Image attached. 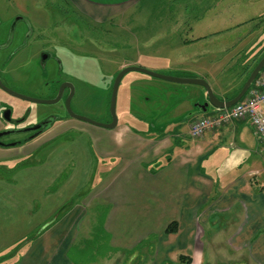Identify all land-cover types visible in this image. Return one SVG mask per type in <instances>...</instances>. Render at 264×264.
<instances>
[{
	"label": "crops",
	"instance_id": "0c3cea01",
	"mask_svg": "<svg viewBox=\"0 0 264 264\" xmlns=\"http://www.w3.org/2000/svg\"><path fill=\"white\" fill-rule=\"evenodd\" d=\"M77 1L78 5L72 4L76 10L85 9L96 14H102L101 11L111 2ZM142 1L152 0H136L134 5ZM153 2L160 4L164 0ZM212 9L214 5L206 7L201 18L191 17L189 11L184 25L179 29L172 26L166 32L151 33L162 37L153 43H148L150 38L147 37L141 54L150 64L149 68L159 71L161 75L201 78L210 82V87H213V81L225 80L222 76L229 71V94L233 96L244 84L245 69L251 67L263 49L258 50L255 43H251V34L258 26L254 24L255 30L242 38L219 44L212 42V36L218 33L207 31L202 34L197 25L205 20L206 14L214 16V12L209 11ZM96 20L102 23L101 17ZM251 20L255 21L254 18ZM164 37L176 42L173 45L163 44L166 40ZM151 44L155 45L151 47ZM129 60L119 69L141 67L143 64L137 56ZM144 76L148 80L140 77L126 85L128 91L138 94L136 100L140 108L147 111L142 116L136 114L135 118L132 117L138 126H130L132 122L127 121L136 103L130 96L129 110L124 107L121 118L117 116L116 128L102 131L85 127L80 130L89 136L90 146L77 153L80 154L77 162L86 154L93 161H103L97 164L98 169L94 166L91 170L93 188L85 194L86 197L74 201L63 216L51 218L44 224L43 231L33 239V242L39 241L38 245L27 251L20 264L122 263L117 253H129L130 260L123 261L127 264L136 261L140 264V255L146 256L143 261H148V264H175L182 256L191 260L189 264H206L205 244L202 243L204 233L200 226L215 222L220 224L218 233L227 241H216L211 245L213 249L222 247L233 255L247 250L251 261L254 259L264 264V150L251 125L247 121H234L218 130L205 132L200 139H193L189 135L191 123L200 117H211L216 111L213 108L206 115L200 110L194 111L198 110L196 105L199 100L206 102V91L200 86L187 84H179V87L164 84L162 87L156 82L157 79ZM158 84L165 90L167 99L162 100L152 93V90H161L156 87ZM223 96L218 99L226 101L228 95L225 93ZM68 128L50 136L52 128L25 146L45 136L50 137L43 141L42 146H50ZM18 148L22 147L11 149ZM32 151L17 154L20 160H15L16 163H24ZM69 184L70 179L66 186ZM87 198L89 203L96 201L94 211L97 212L92 216L94 219L88 221L89 224L84 223L82 216L92 210L88 203L84 204L88 202ZM77 208L83 213L76 212ZM99 219L101 233L106 238L103 245L108 251H105L102 259L91 260L85 243L92 237L89 235ZM171 223L176 225V229L167 235L165 229ZM80 228L89 238L79 242L81 247L78 252L86 249L88 260L80 254L77 256L78 252L76 256H70L77 245L75 241ZM141 246L144 247L142 250ZM32 255H35V261Z\"/></svg>",
	"mask_w": 264,
	"mask_h": 264
},
{
	"label": "rangeland",
	"instance_id": "374dc122",
	"mask_svg": "<svg viewBox=\"0 0 264 264\" xmlns=\"http://www.w3.org/2000/svg\"><path fill=\"white\" fill-rule=\"evenodd\" d=\"M135 1L111 0L106 9L101 11L102 14H96L85 9H82V11L76 10L72 4L78 5L77 0H17V5L23 12H28L33 22L52 21L55 18V20H58L59 25L61 24L54 31L56 32L54 40L57 45L58 43L59 45H65L60 44V42H70V46H67L72 53L71 57H62L61 59L64 68L74 74L77 92L74 96L72 109L79 116H85L102 124H107L110 121L107 115V95L110 83L112 78H115L119 73V68L128 63L129 59L137 56L142 60V68L160 74L152 67L149 68L150 64L141 54L144 50L143 46L145 47L147 44L145 43L147 42L146 39L147 37L150 38L148 43L158 42L162 36L158 37L151 35V33L160 34L172 28V26L174 29H179L184 25V20L187 19L189 11L191 17L201 18L206 7L214 5V9L209 10L214 12V16L206 14L205 20L198 22L197 25H199L198 30H202L199 31L202 34L207 31L218 33L217 36L213 35L211 38L214 39L212 42L218 44L246 36L255 30L254 24H256L258 27L251 34V36L253 35L251 43L254 42V46H257L258 50L264 48V0H164L160 4L154 3L155 0H152V3L142 1V3L134 5ZM3 4V1L0 0V10L3 9ZM53 9L55 11L58 9L66 11L67 19L60 13L54 17H49L47 10ZM97 17H101L102 23L97 22ZM253 18L255 21L251 20ZM226 29H230V31H226ZM152 37L153 40H151ZM164 38L166 40L163 44L173 45L176 42L167 37ZM153 45L155 44L150 46ZM228 75L229 71H226L222 76L225 80L213 81V87L211 86L212 91L219 99L224 98L225 93L228 95L227 97L230 96L229 80L231 79ZM140 77L148 80L142 74L128 73L119 83L120 86L117 92L116 116L119 119L122 116L124 107L129 110L130 96L136 101L135 107H133L134 112H132V115L129 114L130 117L127 120L128 123L132 122L129 123L130 126H138L134 119L136 114L142 116L147 112L142 107L140 108L136 100L138 94L131 90L128 91V88H126L129 82ZM156 82L162 87L164 84L179 87V84L174 85L166 81L156 80ZM159 84L156 87L161 89ZM152 91L162 100L168 97L165 90ZM147 94L152 96L150 93ZM40 96H42L41 98L44 97L43 95ZM189 97L192 98L190 95ZM202 102V100H199L198 104H204ZM148 106L150 105L146 107ZM55 108L57 106H49L44 109L49 112ZM212 109L213 107L210 106L205 115L211 112ZM32 110L35 111V108ZM194 111L198 112L199 110ZM67 120L70 122H67V124L61 122L53 127L50 136L61 133L62 130L68 127L70 128L64 131L66 133L53 141L50 146L47 145L43 148V141L50 137L45 136L40 138L39 141L28 145V147L11 150L0 149V264H20L27 251L38 245L39 241L33 242V239L40 231H43L44 224L51 218L63 216L70 205H74V201L80 197L83 199L85 194H88L87 192L93 188L94 182L91 177V170L94 166L98 169L97 164H101L103 161H97V159L93 161L89 159V154H86L81 156L80 162H77V156L80 155L77 153H81L80 150L90 146L89 136L84 135L80 130L85 127L88 130H104L100 127H92L79 120ZM30 150L34 151L30 153V157L24 160V163L23 161L16 163L17 160H20L17 159V154L27 153ZM106 170L103 169V171ZM69 179L71 184L66 186ZM87 203L88 207H92V210H89L88 213H83L79 208L75 211H78L79 214L83 213L84 223L89 224L88 221H92L94 219L92 216L97 214L94 211L96 201L93 200L92 203H89L88 200L84 204L87 205ZM98 223L95 224L94 231L89 235L92 237L85 243L91 260L102 259L105 251H108V248L103 245L106 238L101 233L100 219ZM76 226L77 224H75ZM200 227L204 233L202 243L205 244L206 264H259L254 259L251 261L248 258L247 250L240 253L236 252L233 255V253L225 252L222 247V249H213L211 245L216 241L217 243L227 241L222 239L221 233H218L219 223L205 224ZM83 238L87 239L89 237L84 234L83 228H80L75 241L77 245L75 244L76 246L70 256H76ZM143 248L141 246L140 250ZM22 249L23 251H21ZM86 253L85 249L78 252L77 256L80 254L85 260H88ZM217 253L219 255L215 258L214 255ZM34 254H36L35 251ZM116 255L119 257V261L122 262H119L120 264H127L123 261L128 262L131 258L129 253H117ZM32 257V260L35 261V255H32ZM140 257L142 259L140 264H148V261H145L146 263L143 261L146 256L140 255ZM133 264L139 263L136 261Z\"/></svg>",
	"mask_w": 264,
	"mask_h": 264
},
{
	"label": "flooded vegetation",
	"instance_id": "af4514ba",
	"mask_svg": "<svg viewBox=\"0 0 264 264\" xmlns=\"http://www.w3.org/2000/svg\"><path fill=\"white\" fill-rule=\"evenodd\" d=\"M2 1L4 4L0 10V84L7 91L0 88V149L7 150L23 147L50 131L56 124L68 121L67 119L73 120L65 107L67 99L70 98L69 109L74 112L72 107L77 87L73 72L64 68L61 59L71 57L72 53L68 47L70 42H60L65 45H57L54 40V31L61 26L58 20L54 18L52 21L33 22L28 12H23L17 5V0ZM47 13L49 17L60 13L66 18V11L59 9L47 10ZM115 78L111 80L107 95V115L110 121L108 106ZM8 91L25 98L58 101L49 105L33 103L13 96ZM40 95L44 97L41 98ZM49 106L57 108L48 112L44 108ZM47 122L49 124L46 126ZM38 125H41L39 129H33ZM13 144L16 146H12Z\"/></svg>",
	"mask_w": 264,
	"mask_h": 264
},
{
	"label": "water",
	"instance_id": "95a60500",
	"mask_svg": "<svg viewBox=\"0 0 264 264\" xmlns=\"http://www.w3.org/2000/svg\"><path fill=\"white\" fill-rule=\"evenodd\" d=\"M264 68V56L257 62V64L255 65V68L249 73V75L247 76V79L245 80L244 84L242 85V87L240 88V91L238 92V94L233 97L232 100H229V101H220L216 95L214 94V92L212 91V88L210 87V85L203 79L201 78H192V77H186V78H181V77H172V76H169V75H161V74H158L154 71H148L142 67H135V66H128L126 68H123L119 71V73L117 74L116 78L114 79L113 81V87H112V90H111V97H110V101H109V114H110V118H111V121L110 123H107V124H102L100 122H97V121H94L92 119H89L87 117H82V116H79L77 114H75L73 111H71V109H69V101H70V98L67 99L66 101V109H67V112H68V115L70 118H74L76 120H79V121H82V122H86L94 127H100L104 130H112L114 128H116L117 124H118V118L116 116V100H117V92H118V88H119V83L121 81V79L127 75L128 73L130 72H136V73H142L150 78H155L157 80H160V81H166V82H170V83H177V84H181V85H193V86H200L204 91H206V97H207V100L206 102H204V104H198L196 105V108L198 110H200L202 113H206L207 112V109L212 106L214 109L216 110H222V109H227V108H231L234 104L240 102V100L244 97V95L247 93L248 89L252 86V84L254 83L255 79H256V76L262 71V69ZM0 88L1 89H4L7 91L6 88H4L1 84H0ZM9 94H12L10 91H8ZM13 96H17L19 97L20 99L22 100H28V101H31L33 103H41V104H46V105H49V104H54L55 102H57L58 100L56 101H53V102H47V101H43V100H35V99H31V98H28V97H22V96H19V95H16L15 93L12 94ZM49 123L47 122L46 123V126L48 125ZM41 126V125H40ZM38 125V127H35L33 129H39L40 127ZM40 132V131H39ZM2 135H0L1 137ZM34 137V136H33ZM32 137V138H33ZM31 139V138H30ZM12 146H16V144H13Z\"/></svg>",
	"mask_w": 264,
	"mask_h": 264
},
{
	"label": "built area",
	"instance_id": "2783aa9c",
	"mask_svg": "<svg viewBox=\"0 0 264 264\" xmlns=\"http://www.w3.org/2000/svg\"><path fill=\"white\" fill-rule=\"evenodd\" d=\"M256 78L242 102L234 104L231 108L216 110L211 117H200L193 121L189 126L190 137L200 139L205 132L218 130L225 124L247 121L264 150V69Z\"/></svg>",
	"mask_w": 264,
	"mask_h": 264
},
{
	"label": "trees",
	"instance_id": "16d2710c",
	"mask_svg": "<svg viewBox=\"0 0 264 264\" xmlns=\"http://www.w3.org/2000/svg\"><path fill=\"white\" fill-rule=\"evenodd\" d=\"M261 51V52H260ZM259 51V56L257 57V58H255L254 59V61L252 62V65H251V67H247L246 69H245V73H246V79H247V76L249 75V73L255 68V65L257 64V62L264 56V48L263 49H261ZM245 55H243V57H244ZM245 79V80H246ZM245 80H244V82H245ZM240 91V88L238 89V91L235 93V94H233V96H230V97H227V98H225V100L226 101H229V100H232L233 99V97H235L236 95H237V93ZM243 99V98H242ZM241 99V100H242ZM240 100V101H241ZM175 229H176V225L174 224V223H171L166 229H165V233L167 234V235H170V233H174L175 232ZM190 259H188V258H186V257H180L178 260H177V263L176 264H189L190 263Z\"/></svg>",
	"mask_w": 264,
	"mask_h": 264
},
{
	"label": "bare ground",
	"instance_id": "6f19581e",
	"mask_svg": "<svg viewBox=\"0 0 264 264\" xmlns=\"http://www.w3.org/2000/svg\"><path fill=\"white\" fill-rule=\"evenodd\" d=\"M263 69H264V68H263ZM263 69H262V70H263ZM260 73H261V72H260ZM260 73H259V74H260ZM259 74H258V75H259ZM258 75H257V76H258ZM257 76H256V77H257ZM256 79H257V78H256ZM256 79H255V81H256ZM255 81H254V83H255ZM254 83H253L252 86L248 89L247 93L244 95L243 99H242L240 102H242V101L244 100L245 96L249 93V91H250L251 88L253 87ZM238 103H239V102H238Z\"/></svg>",
	"mask_w": 264,
	"mask_h": 264
}]
</instances>
